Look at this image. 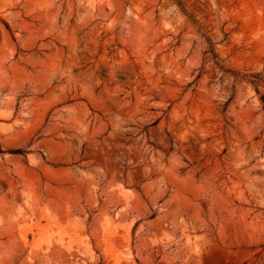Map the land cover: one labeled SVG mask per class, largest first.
I'll list each match as a JSON object with an SVG mask.
<instances>
[{"label": "rangeland", "instance_id": "obj_1", "mask_svg": "<svg viewBox=\"0 0 264 264\" xmlns=\"http://www.w3.org/2000/svg\"><path fill=\"white\" fill-rule=\"evenodd\" d=\"M249 73L264 0H0V264H264Z\"/></svg>", "mask_w": 264, "mask_h": 264}, {"label": "trees", "instance_id": "obj_2", "mask_svg": "<svg viewBox=\"0 0 264 264\" xmlns=\"http://www.w3.org/2000/svg\"><path fill=\"white\" fill-rule=\"evenodd\" d=\"M212 50V48H211ZM244 77L248 76L251 82H258V81H263L264 82V76H262L260 73H249V74H244Z\"/></svg>", "mask_w": 264, "mask_h": 264}]
</instances>
